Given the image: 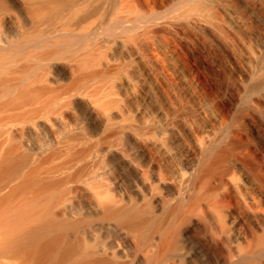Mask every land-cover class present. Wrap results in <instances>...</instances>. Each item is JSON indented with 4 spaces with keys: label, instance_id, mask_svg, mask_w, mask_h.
<instances>
[{
    "label": "bare ground",
    "instance_id": "1",
    "mask_svg": "<svg viewBox=\"0 0 264 264\" xmlns=\"http://www.w3.org/2000/svg\"><path fill=\"white\" fill-rule=\"evenodd\" d=\"M165 4L0 0V264H264L255 118L230 131L149 43L187 58L177 28L236 37L241 18L223 0Z\"/></svg>",
    "mask_w": 264,
    "mask_h": 264
},
{
    "label": "rangeland",
    "instance_id": "2",
    "mask_svg": "<svg viewBox=\"0 0 264 264\" xmlns=\"http://www.w3.org/2000/svg\"><path fill=\"white\" fill-rule=\"evenodd\" d=\"M155 1L159 9H162L167 2V0ZM223 4L225 7L228 6V8L232 9V11L236 13L235 15L241 18L243 26H237L235 28L237 29L236 37L235 34L232 33H229L228 37L226 36L228 32L225 34L226 32L224 31L225 36L223 34L218 38L217 35H215V37L207 39V37L202 35L199 31L190 30L189 33L188 31L186 33L185 29L183 30L182 27H179L177 30L180 34L177 40L183 46L187 58H180L174 52L173 44L171 42L168 43L167 39H164L165 37H162L163 39L161 37H153L154 39L150 38L149 43L154 44L156 42L160 45L164 50V56L172 60L177 66L181 76L179 77L180 79L176 78L175 87L178 88L177 90L184 91L182 92L183 94H187V90L192 91V89H196L197 92L199 91L200 96H195L196 101H194V103H206L212 110H215L214 112L219 113L221 116L223 115L224 119L226 117L225 120L221 117L219 120L220 122H222L221 119L224 121L230 120V123L228 121V128L230 131H233L236 127H241L244 131L249 128L245 119L250 115L249 117H253L255 120H252L253 122H250L249 125L251 126V123L256 125L259 128L260 136H262L264 140V110L257 113V111L254 112L250 106V101H252L256 95L264 93V78L262 77L258 80L255 78L256 80L250 81L241 77V65L242 68L250 66L252 70L255 68V70H257L264 64V60L262 61V59H264V0H223ZM212 5L216 6L214 4ZM256 19H258V21ZM246 31L249 33L247 34ZM193 32H195L194 35H192ZM197 33H199V35ZM242 34H246L245 37L247 41L251 43L255 49L259 48L262 52V57L260 56L261 58L259 60L251 61L247 58L245 51L239 47V40H237V37H240V35L242 37ZM188 35L189 38H187ZM222 36L226 37L225 39L227 41L225 43L232 48L231 51L226 48L224 45L225 43H223V45L219 43L221 39H223ZM152 41H154V43ZM232 53L240 61L239 68L236 67L230 59ZM240 85L245 86L246 89L248 87L243 98L246 102H239L237 100L238 88ZM197 99H200L199 102H197ZM191 114L201 122L195 108L191 110ZM220 122L218 123L219 125ZM203 124L205 123L203 122ZM251 143L257 144L261 149V153H263V157L259 159V165L261 166L264 164V145H261L258 136H250L249 139L245 138V145ZM259 172L261 171L259 170ZM261 175L263 174L261 173ZM262 178H264V175ZM261 209L264 211V201H262ZM263 211L261 213L264 215ZM86 225L85 227L90 226V223ZM196 261H198V264L199 262L201 264L200 260Z\"/></svg>",
    "mask_w": 264,
    "mask_h": 264
}]
</instances>
